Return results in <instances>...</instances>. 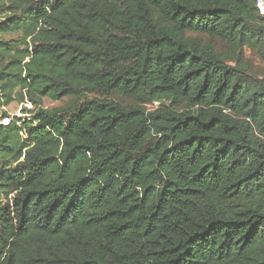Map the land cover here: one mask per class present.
<instances>
[{
	"label": "trees",
	"instance_id": "16d2710c",
	"mask_svg": "<svg viewBox=\"0 0 264 264\" xmlns=\"http://www.w3.org/2000/svg\"><path fill=\"white\" fill-rule=\"evenodd\" d=\"M248 53L257 0H0V264H264Z\"/></svg>",
	"mask_w": 264,
	"mask_h": 264
},
{
	"label": "rangeland",
	"instance_id": "374dc122",
	"mask_svg": "<svg viewBox=\"0 0 264 264\" xmlns=\"http://www.w3.org/2000/svg\"><path fill=\"white\" fill-rule=\"evenodd\" d=\"M248 56L256 63L259 64L260 66H264L263 64L260 63L256 57H252L250 53H248ZM63 102L57 101V100H52L49 98H45L43 100L42 106L45 108H52V107H57L62 105ZM151 108L153 106H150ZM4 111H6L11 117H20L27 119L30 116V113L28 110H36L37 108L35 105L26 97L24 100H20L19 97H16L10 104L6 105L3 107ZM8 118L2 121V118L0 116V122L3 123H8Z\"/></svg>",
	"mask_w": 264,
	"mask_h": 264
},
{
	"label": "built area",
	"instance_id": "2783aa9c",
	"mask_svg": "<svg viewBox=\"0 0 264 264\" xmlns=\"http://www.w3.org/2000/svg\"><path fill=\"white\" fill-rule=\"evenodd\" d=\"M257 6L260 10V13L264 15V0H257Z\"/></svg>",
	"mask_w": 264,
	"mask_h": 264
}]
</instances>
